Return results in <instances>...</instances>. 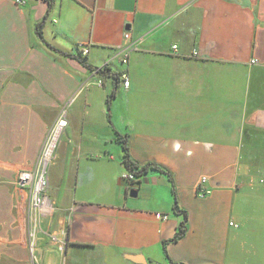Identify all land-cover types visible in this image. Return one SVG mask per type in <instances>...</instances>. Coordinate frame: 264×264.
<instances>
[{
    "label": "crops",
    "instance_id": "crops-1",
    "mask_svg": "<svg viewBox=\"0 0 264 264\" xmlns=\"http://www.w3.org/2000/svg\"><path fill=\"white\" fill-rule=\"evenodd\" d=\"M48 7L0 0V258L61 264L82 247L95 264H264V0ZM133 43L123 63L119 50ZM82 45L86 65L73 56ZM104 64L108 74L94 71ZM124 70L128 87L112 76ZM62 108L69 124L32 251L30 190L15 177L37 167ZM118 133L129 136L136 164L172 173L188 231L167 252L182 219L169 178L149 171L130 185ZM202 177L212 190L205 197Z\"/></svg>",
    "mask_w": 264,
    "mask_h": 264
},
{
    "label": "built area",
    "instance_id": "built-area-1",
    "mask_svg": "<svg viewBox=\"0 0 264 264\" xmlns=\"http://www.w3.org/2000/svg\"><path fill=\"white\" fill-rule=\"evenodd\" d=\"M128 38L130 35L125 34ZM84 53H88L89 49L87 45H82ZM88 49V50H87ZM136 49V43H133L131 47L122 48L119 50L123 54V63H127L129 59V53ZM174 52L177 51L178 45L173 46ZM198 54L197 52L194 53ZM259 59H252V63H260ZM108 67V64H104L102 67ZM123 80L124 85L128 87L130 85V76L128 71L124 70L119 74ZM99 85H102V81H98ZM69 124L68 113L65 108H62L58 114L55 124L49 131L46 143L39 157V163L36 168L31 170H20L17 174L16 185L18 187L28 188L30 190L29 200V215L34 220V226L29 231L30 247L34 251L35 234L38 229V222L40 221V212L46 207V193L49 186L48 169L52 161L54 160L55 150L58 146L62 132ZM129 181L134 179V175L130 172L124 175ZM207 177H202L197 186V192L200 196L205 197L212 193V190L206 187ZM156 217L160 220H167L169 215L164 213H157ZM63 248L62 246H60Z\"/></svg>",
    "mask_w": 264,
    "mask_h": 264
},
{
    "label": "trees",
    "instance_id": "trees-1",
    "mask_svg": "<svg viewBox=\"0 0 264 264\" xmlns=\"http://www.w3.org/2000/svg\"><path fill=\"white\" fill-rule=\"evenodd\" d=\"M46 1L48 2V6H49L48 7V13H49V10L51 9V7L53 5L54 0H46ZM46 17H47V15H46ZM43 23H44V21H42L38 25V35L40 36V38L42 40H44L43 35H42V31H41V26L43 25ZM50 48L52 50H54L56 53L64 54L67 56H72V54H70L64 50H61V49H58V48H55L52 46H50ZM73 56L76 57L77 59H79L82 64H84V65L87 64L85 57L80 52L77 55H73ZM94 71H96L97 73H99L101 75L102 74L105 75V74H108L110 72L109 69L107 68V66L101 67V68H96ZM112 76L114 78L116 77L117 79L119 77L118 74H112ZM108 103H109V100H108ZM117 140L123 147V152H124L123 163L126 166L127 170L134 175V179L130 180V182H129L130 185L139 184L141 182V179L143 177H145L149 171H154V172L166 174L169 178V181H170L171 186H172L173 196H174V205H173L174 212L177 215L182 216V219L179 223L178 231L175 234V236L170 241H167L164 243V245H165L164 249H165V252H167V250H166L167 243L168 242H176V241L180 240L181 238H183L186 235V233L188 231V213L185 209H182V207L179 205L177 190H176V186L174 183L172 173L168 169L161 167L159 165H156V164H149V165H146L143 167L139 166L138 164H136L133 161V159L131 157L130 149H129V136L128 135H122V134L118 133ZM170 263L171 264H184V263H176V262H173L172 260H170Z\"/></svg>",
    "mask_w": 264,
    "mask_h": 264
},
{
    "label": "rangeland",
    "instance_id": "rangeland-1",
    "mask_svg": "<svg viewBox=\"0 0 264 264\" xmlns=\"http://www.w3.org/2000/svg\"><path fill=\"white\" fill-rule=\"evenodd\" d=\"M88 47V45H87ZM81 51L80 52L83 56L87 55L86 53H84L83 51V47H81ZM89 49V47H88ZM87 49V50H88ZM102 81V80H101ZM102 84H103V81H102ZM18 174V173H17ZM17 180V175L15 177V182ZM49 187V186H48ZM70 252L71 253H66L62 256L61 258V264H95V263H92L90 260H89V257H88V250L85 249V248H82V247H75V248H71L70 249ZM32 259L35 258V257H31ZM31 258L28 256V263L30 264H33V262L31 261ZM35 259H33L34 261ZM14 260L10 259V258H0V264H19V263H16V262H12ZM98 264V263H96Z\"/></svg>",
    "mask_w": 264,
    "mask_h": 264
},
{
    "label": "water",
    "instance_id": "water-1",
    "mask_svg": "<svg viewBox=\"0 0 264 264\" xmlns=\"http://www.w3.org/2000/svg\"><path fill=\"white\" fill-rule=\"evenodd\" d=\"M117 83H118V81H117ZM137 192H138L137 189H132L131 192H130V194L133 195V196H136L137 195ZM130 258L132 260H134V261H137V262H140V259H141L140 256H136V255H131Z\"/></svg>",
    "mask_w": 264,
    "mask_h": 264
}]
</instances>
